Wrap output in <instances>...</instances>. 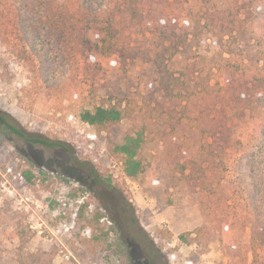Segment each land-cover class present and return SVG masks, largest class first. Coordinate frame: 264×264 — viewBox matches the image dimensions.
I'll return each mask as SVG.
<instances>
[{
	"label": "rangeland",
	"instance_id": "1",
	"mask_svg": "<svg viewBox=\"0 0 264 264\" xmlns=\"http://www.w3.org/2000/svg\"><path fill=\"white\" fill-rule=\"evenodd\" d=\"M247 1L0 0V112L67 147L0 132V264H120L119 245L130 264H264V216L253 205L264 193V117L249 103L257 85L233 69L245 98L232 104L238 136L228 148L204 130L219 128L207 94L216 78L193 81L189 53L169 48L171 29L190 33L207 11ZM251 1L262 14L264 0ZM112 104L129 118L109 132L80 120ZM140 132L149 171L129 179L108 144Z\"/></svg>",
	"mask_w": 264,
	"mask_h": 264
},
{
	"label": "trees",
	"instance_id": "2",
	"mask_svg": "<svg viewBox=\"0 0 264 264\" xmlns=\"http://www.w3.org/2000/svg\"><path fill=\"white\" fill-rule=\"evenodd\" d=\"M170 33L169 48L172 52L176 54L180 49H184V52L189 53L187 60L190 64L186 67L189 73L187 76L196 80L206 74L208 82L213 80V77L216 78L215 84L210 87L211 89L209 88V91L207 90V94L210 97L209 101L221 115V119L217 131L210 125L204 129L208 139L215 141L220 133L224 137L226 147L233 146V139L238 135L232 129L230 117L235 115L231 114L230 110L235 108L233 103L240 104L241 98H245V96L241 98L238 96L241 91V79L236 75L237 70H239L238 73H245L250 82L257 85L256 96L252 100L249 99V103L254 115L264 117V12L260 14L257 4L250 0L241 5L237 4L221 14L216 15L214 12L207 11L203 17L194 21L190 33L178 34L172 29ZM105 43V40L96 41L95 50H98L101 56H106V50H103ZM205 45L207 47L214 45L216 50L213 55L207 56V53H201ZM239 67L240 69L233 71L234 68ZM208 86H210L209 83ZM215 98H219V101ZM235 114L239 115L237 112ZM127 118H129V110L121 104H112L107 107L96 106L80 114V120L97 132H109ZM0 132L7 137H15L26 143L67 151V147L62 143L50 142L30 135L15 119L2 112H0ZM144 144L145 137L141 132L127 133L120 141L109 142L110 153L119 159L122 174L126 178L137 179L149 171L140 157ZM186 170L188 169H181L183 176ZM24 176L29 182L33 178L29 172L24 173ZM253 205L259 220L264 216V193L254 199ZM99 218L100 215H97L95 221L98 222ZM133 221L136 222L135 219ZM112 222L115 223V219H112ZM116 253L121 261L120 264H130L131 259L125 253L123 246L119 245Z\"/></svg>",
	"mask_w": 264,
	"mask_h": 264
}]
</instances>
